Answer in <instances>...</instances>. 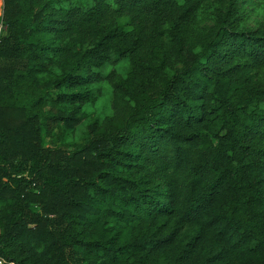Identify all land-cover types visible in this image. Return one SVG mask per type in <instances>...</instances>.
I'll use <instances>...</instances> for the list:
<instances>
[{"label":"trees","instance_id":"trees-1","mask_svg":"<svg viewBox=\"0 0 264 264\" xmlns=\"http://www.w3.org/2000/svg\"><path fill=\"white\" fill-rule=\"evenodd\" d=\"M3 1L0 264H264V0Z\"/></svg>","mask_w":264,"mask_h":264},{"label":"rangeland","instance_id":"rangeland-1","mask_svg":"<svg viewBox=\"0 0 264 264\" xmlns=\"http://www.w3.org/2000/svg\"><path fill=\"white\" fill-rule=\"evenodd\" d=\"M247 14L250 17L248 25L251 28H257L261 22H264V9L260 10L252 4L250 7H248ZM211 23V21H205L203 25H211ZM110 98L111 92L108 86L103 85L101 92L93 105L91 116L83 123V125L78 128L74 138L72 137L70 140L64 142L62 141V138L58 136L56 138L55 144L63 149H74L77 145L84 143V140L87 137L89 124H91L97 118H103L104 109H106Z\"/></svg>","mask_w":264,"mask_h":264},{"label":"built area","instance_id":"built-area-1","mask_svg":"<svg viewBox=\"0 0 264 264\" xmlns=\"http://www.w3.org/2000/svg\"><path fill=\"white\" fill-rule=\"evenodd\" d=\"M4 13H5L4 1L0 0V42L2 40V37L5 35L7 31V25L4 20Z\"/></svg>","mask_w":264,"mask_h":264}]
</instances>
